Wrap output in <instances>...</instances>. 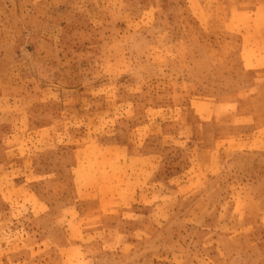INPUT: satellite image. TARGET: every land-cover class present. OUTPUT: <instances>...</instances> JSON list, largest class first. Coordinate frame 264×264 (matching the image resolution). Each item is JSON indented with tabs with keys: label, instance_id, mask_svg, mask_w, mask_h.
I'll list each match as a JSON object with an SVG mask.
<instances>
[{
	"label": "rangeland",
	"instance_id": "obj_1",
	"mask_svg": "<svg viewBox=\"0 0 264 264\" xmlns=\"http://www.w3.org/2000/svg\"><path fill=\"white\" fill-rule=\"evenodd\" d=\"M235 12L0 0V264H264V147L193 109L251 106Z\"/></svg>",
	"mask_w": 264,
	"mask_h": 264
},
{
	"label": "crops",
	"instance_id": "obj_2",
	"mask_svg": "<svg viewBox=\"0 0 264 264\" xmlns=\"http://www.w3.org/2000/svg\"><path fill=\"white\" fill-rule=\"evenodd\" d=\"M234 2L236 12L233 28L241 36L243 68L255 73L261 82L256 88L246 91L251 102L247 111L240 112L236 108L210 101L209 106H206L202 99L194 103L193 109L196 118L208 120L206 128L209 132H217L214 142L218 141L219 149L258 152L264 147V44L256 33L264 29V0H248L245 5L240 0ZM199 48L198 54L204 62L209 57L208 50ZM209 137L213 139L210 133Z\"/></svg>",
	"mask_w": 264,
	"mask_h": 264
}]
</instances>
